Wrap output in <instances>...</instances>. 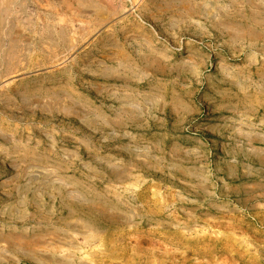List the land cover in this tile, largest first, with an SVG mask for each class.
<instances>
[{
	"label": "rangeland",
	"instance_id": "374dc122",
	"mask_svg": "<svg viewBox=\"0 0 264 264\" xmlns=\"http://www.w3.org/2000/svg\"><path fill=\"white\" fill-rule=\"evenodd\" d=\"M0 264H264V0H0Z\"/></svg>",
	"mask_w": 264,
	"mask_h": 264
}]
</instances>
